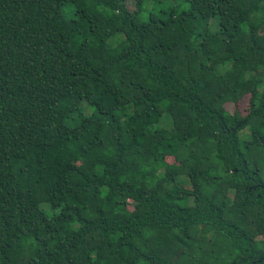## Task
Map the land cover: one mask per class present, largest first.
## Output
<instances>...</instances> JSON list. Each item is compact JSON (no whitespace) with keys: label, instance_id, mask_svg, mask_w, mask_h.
Masks as SVG:
<instances>
[{"label":"trees","instance_id":"obj_1","mask_svg":"<svg viewBox=\"0 0 264 264\" xmlns=\"http://www.w3.org/2000/svg\"><path fill=\"white\" fill-rule=\"evenodd\" d=\"M144 1L0 0V264H264V0Z\"/></svg>","mask_w":264,"mask_h":264},{"label":"rangeland","instance_id":"obj_2","mask_svg":"<svg viewBox=\"0 0 264 264\" xmlns=\"http://www.w3.org/2000/svg\"><path fill=\"white\" fill-rule=\"evenodd\" d=\"M127 6L132 10L136 8V0H126ZM189 2L188 0H145L140 7V17L142 20H146L150 13H155L164 17L163 13L169 12L174 10L176 13L189 9ZM216 20L213 18L209 21L206 28L210 30L217 29V25L215 24ZM205 27V26H204ZM202 31V29H201ZM200 31V32H201ZM73 99V98H72ZM248 101V94L244 95V98L241 100L239 107L241 111H245V106L247 105ZM226 108L230 111L233 110V104H227ZM93 112L92 107H86L85 113L90 114Z\"/></svg>","mask_w":264,"mask_h":264}]
</instances>
